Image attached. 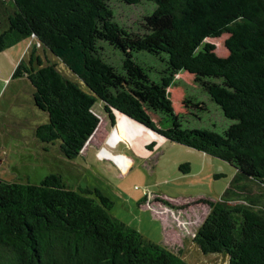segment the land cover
<instances>
[{
  "label": "trees",
  "instance_id": "16d2710c",
  "mask_svg": "<svg viewBox=\"0 0 264 264\" xmlns=\"http://www.w3.org/2000/svg\"><path fill=\"white\" fill-rule=\"evenodd\" d=\"M7 1L0 12V50L31 38L11 76L29 80L34 105L47 113L34 127L35 137L57 141L63 155L75 156L98 129L92 108L98 97L110 119L116 110L170 140L235 158L237 169L219 198L208 201L193 240L204 253L224 251L227 264H264V0H152L153 15L168 14L169 21L135 43L166 53L171 71L160 76L159 85L151 84L147 95L158 98L169 114L167 123H156L127 89L105 94L113 80L109 64L95 53L97 24L112 39L129 34L111 20L106 0ZM222 34L225 54L209 40ZM37 45L81 83L54 62H43ZM121 63L128 75L140 73L129 57ZM179 71L198 82L221 80L208 82L206 90L223 115L234 119L224 134L178 126L168 87ZM179 168L185 171L187 165ZM111 204L98 188H73L59 173L38 182L0 178V264H190L113 215Z\"/></svg>",
  "mask_w": 264,
  "mask_h": 264
},
{
  "label": "rangeland",
  "instance_id": "374dc122",
  "mask_svg": "<svg viewBox=\"0 0 264 264\" xmlns=\"http://www.w3.org/2000/svg\"><path fill=\"white\" fill-rule=\"evenodd\" d=\"M105 3L112 10L111 20L129 32L112 39L97 24L95 53L109 64L113 80L105 86V94L127 89L156 123H167L168 112L158 98L147 95L151 84L159 85L161 74L171 71L166 53L150 46L137 47L135 39L154 25H166L169 15L154 16L152 0ZM8 5L7 0L1 2L0 12ZM224 36L209 38L219 54L226 53ZM30 42L29 36L23 37L0 50V178L38 182L47 173H59L64 183L73 188H98L111 199L109 211L113 215L138 228L144 237L169 246L190 264H227L224 251L202 252L193 234L208 211V201L219 198L237 169V160L222 159L170 140L116 110L110 119L98 97L92 106L99 116L97 132L78 154L66 157L57 141L42 142L35 137L34 127L46 121L47 113L34 105L29 80L11 76ZM36 52L43 62H54L65 76L81 83L48 49L37 45ZM124 57L136 60L148 75L142 70L128 75L121 63ZM154 62L158 64L155 68L151 65ZM174 77L170 99L178 126L224 134L234 119L223 115L206 90L208 82L221 80L204 78L198 82L183 72ZM180 164L187 165V170H181Z\"/></svg>",
  "mask_w": 264,
  "mask_h": 264
},
{
  "label": "crops",
  "instance_id": "0c3cea01",
  "mask_svg": "<svg viewBox=\"0 0 264 264\" xmlns=\"http://www.w3.org/2000/svg\"><path fill=\"white\" fill-rule=\"evenodd\" d=\"M135 40H136V39H135ZM132 62H133V61H132ZM157 62H158V61H157ZM157 62H154V63L151 64L153 68H155V67L158 65ZM133 63L139 68L140 71L142 70V71L144 72V70L139 66V64H138V62H136V60H135ZM151 65H150V66H151ZM150 66H149V67H150ZM149 67H148V68H149ZM153 68H152V69H153ZM179 72H183V71H179ZM177 73H178V72H177ZM183 73H185V72H183ZM145 74L148 75L146 72H145ZM161 75H162V74H161ZM186 76H188V78L190 77L191 79H193V77L190 76V75H187V74H186ZM181 80H182L183 83L187 82V81H184L183 79H181ZM193 80H194V79H193ZM174 81H175V77H173L172 83H173ZM170 88H171V86L169 85V87H168L169 92H170ZM96 132H97V131H96Z\"/></svg>",
  "mask_w": 264,
  "mask_h": 264
},
{
  "label": "water",
  "instance_id": "95a60500",
  "mask_svg": "<svg viewBox=\"0 0 264 264\" xmlns=\"http://www.w3.org/2000/svg\"><path fill=\"white\" fill-rule=\"evenodd\" d=\"M86 141H87V140H86ZM86 141H85V142H86Z\"/></svg>",
  "mask_w": 264,
  "mask_h": 264
}]
</instances>
